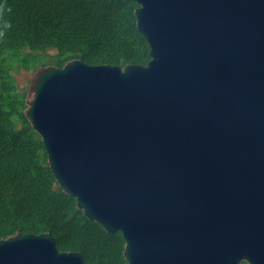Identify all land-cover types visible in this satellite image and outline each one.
<instances>
[{"label":"water","instance_id":"obj_1","mask_svg":"<svg viewBox=\"0 0 264 264\" xmlns=\"http://www.w3.org/2000/svg\"><path fill=\"white\" fill-rule=\"evenodd\" d=\"M146 66H41L24 116L126 264H264V0H132ZM0 264H87L48 233Z\"/></svg>","mask_w":264,"mask_h":264},{"label":"trees","instance_id":"obj_2","mask_svg":"<svg viewBox=\"0 0 264 264\" xmlns=\"http://www.w3.org/2000/svg\"><path fill=\"white\" fill-rule=\"evenodd\" d=\"M136 8L132 0H0V240L48 233L60 252L79 253L87 264H126L120 233L87 220L57 186L14 74L73 59L146 66Z\"/></svg>","mask_w":264,"mask_h":264},{"label":"rangeland","instance_id":"obj_3","mask_svg":"<svg viewBox=\"0 0 264 264\" xmlns=\"http://www.w3.org/2000/svg\"><path fill=\"white\" fill-rule=\"evenodd\" d=\"M54 53H55L54 51L48 52L49 55H52ZM33 74H34V72H32V71H26L24 69H20L17 73L14 74L16 86L21 91H26L27 92L28 86H29V84L31 82Z\"/></svg>","mask_w":264,"mask_h":264}]
</instances>
